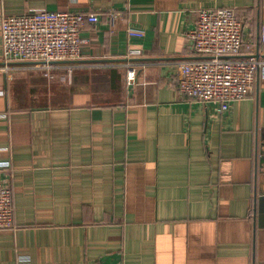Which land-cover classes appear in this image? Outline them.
<instances>
[{"label": "crops", "instance_id": "crops-1", "mask_svg": "<svg viewBox=\"0 0 264 264\" xmlns=\"http://www.w3.org/2000/svg\"><path fill=\"white\" fill-rule=\"evenodd\" d=\"M223 7L243 22V56L264 60V0H0V17L100 19L53 79L29 63L0 71V181L15 208L0 264H264V69L224 114L179 92L198 11ZM2 56L0 21L4 68Z\"/></svg>", "mask_w": 264, "mask_h": 264}, {"label": "built area", "instance_id": "built-area-1", "mask_svg": "<svg viewBox=\"0 0 264 264\" xmlns=\"http://www.w3.org/2000/svg\"><path fill=\"white\" fill-rule=\"evenodd\" d=\"M4 68L12 63H30L49 79L63 62L77 61L82 54L81 37L86 24H97L96 13L70 11H37L22 15H2ZM129 36H142L137 29H129ZM244 25L233 8H205L197 13L196 26L187 34L196 59L178 63L179 92L205 105H215L220 114L227 113L232 104L250 97L257 77L264 69V60L257 56L244 57L251 48L243 39ZM264 43V27L261 31ZM142 50L128 53L127 82L137 80V63L133 57ZM243 56V57H242ZM70 67V66H68ZM69 80L72 69L69 70ZM0 181V229L14 228V202L11 187Z\"/></svg>", "mask_w": 264, "mask_h": 264}, {"label": "water", "instance_id": "water-1", "mask_svg": "<svg viewBox=\"0 0 264 264\" xmlns=\"http://www.w3.org/2000/svg\"><path fill=\"white\" fill-rule=\"evenodd\" d=\"M76 61H68V62H63L62 64H74ZM30 64V63H29Z\"/></svg>", "mask_w": 264, "mask_h": 264}, {"label": "rangeland", "instance_id": "rangeland-1", "mask_svg": "<svg viewBox=\"0 0 264 264\" xmlns=\"http://www.w3.org/2000/svg\"><path fill=\"white\" fill-rule=\"evenodd\" d=\"M68 77V74L66 75ZM56 77V76H55Z\"/></svg>", "mask_w": 264, "mask_h": 264}]
</instances>
